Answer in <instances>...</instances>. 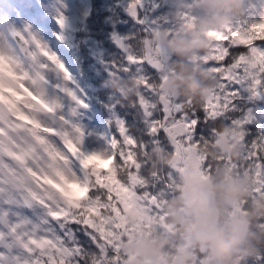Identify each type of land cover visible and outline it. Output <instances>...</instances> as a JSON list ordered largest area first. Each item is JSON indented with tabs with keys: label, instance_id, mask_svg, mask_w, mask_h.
Wrapping results in <instances>:
<instances>
[{
	"label": "snow or ice",
	"instance_id": "6c2138e0",
	"mask_svg": "<svg viewBox=\"0 0 264 264\" xmlns=\"http://www.w3.org/2000/svg\"><path fill=\"white\" fill-rule=\"evenodd\" d=\"M139 3H130L133 15ZM210 38L202 65L214 85L199 105L157 93L159 69L128 55L129 63L151 73L136 75L143 81L133 103L140 121L133 132L117 119L104 151L84 149L80 128L47 91L41 70L48 65L40 58L63 71L55 54L33 36L36 51L25 52V65L0 43V264H122L118 241L126 217L155 212L177 175L195 183L210 171L198 149L221 126L239 141L238 164L264 193V0H245L244 15ZM156 148L172 157L162 169L148 159ZM255 260L264 264V254Z\"/></svg>",
	"mask_w": 264,
	"mask_h": 264
},
{
	"label": "trees",
	"instance_id": "16d2710c",
	"mask_svg": "<svg viewBox=\"0 0 264 264\" xmlns=\"http://www.w3.org/2000/svg\"><path fill=\"white\" fill-rule=\"evenodd\" d=\"M124 1L125 0H88V13L83 16L84 18L82 20H77V22L76 20L67 19L72 20V24L69 22H67L69 24H66L67 20L63 21L64 27L67 28L68 32L66 38L71 41V43H69L70 51L77 56L76 60L79 69H81L82 76H84L83 82H86L84 85L87 86L88 84L92 87V89L87 90L89 96L86 97L88 99L86 104L90 106L91 113L94 112L103 122H109V127L107 129L109 130V134L112 132L114 135L116 134L115 121L117 119L122 120L126 126L132 128L133 132H135L136 128L134 125L137 124V121H140V112L133 106L134 100L129 101L128 97L133 93H135L136 97L141 96V85L143 81L136 75H151V73L145 72L142 65H133L129 63L127 61L128 55L142 57L146 61H148L147 54L150 52L152 59L160 55L151 49L152 45H146V41L144 40L150 39L151 44H153V38H155V34L154 36L152 35L154 33L152 25L150 23H141V20L138 19L142 18L145 9L141 8L138 16L128 15L125 13V10H123L122 3H124ZM81 12L82 11H77V18L82 16L83 13ZM199 17V15H191L187 17L186 23L181 21H164L159 29L166 34L167 40L173 43L174 38L180 34L194 32L197 29ZM186 24L189 29H185L181 26ZM213 33L216 32L208 31L205 33L209 41H212L210 37ZM95 41L98 43L97 48L93 46ZM148 47L151 49L149 50L150 52L146 50ZM126 48H129L131 51L128 53ZM95 49L98 50L96 54L94 53L96 51ZM96 56H99V58L103 57L104 62L109 61L112 72H109L108 67H102L103 64L100 63V61H96ZM202 59V54L190 56L189 58H181L173 51L170 58L172 63L169 72L171 76L176 75L180 68L185 66L195 70L202 65ZM125 67H127L129 71H123ZM99 68H101V74ZM113 73L114 76H112ZM160 84L154 86L155 91ZM157 93L161 94L160 92ZM161 95L163 96V94ZM164 97L176 100L175 97L169 96L168 94ZM221 128H224V131H221ZM229 130V128L221 126L217 129L211 140L206 141L198 149L201 156L207 157L208 163L211 165V170L205 169L204 172L209 179L213 180L215 199L217 200L218 211H220L219 217L223 216L227 220L229 213L233 210H240L246 221V229L251 227L253 232L264 233V216H257L252 225L247 224V217L249 216L248 209L250 207H259L261 203H264V193L259 191V187L258 189L250 187L248 189L249 195L247 198L235 201L226 200L217 191L220 185L228 183L233 178L237 177H244L250 183L258 185L256 177L250 170L242 163L238 164V162L242 160V147L238 156L234 157L231 154L233 143L240 144L233 132L230 130L232 133L231 143L229 142V136L227 137L225 145L218 142V138L223 135V133L228 135ZM83 147L85 150L91 151L88 145L85 144ZM148 159L151 161L154 169H162L172 162L170 154L159 148L154 149L148 154ZM107 168L108 164L103 163L101 170L106 171ZM178 177L180 179L179 175L175 178ZM180 181L182 182V180ZM179 187L180 184L177 185V181L173 180L167 195L159 198V201L167 205L166 213H168V215L166 223L170 224L172 229L176 228L174 225L177 226L173 224L172 217L179 214L178 211L174 213L173 209L174 207H178L182 199L184 201L182 191ZM165 198L168 201H166ZM157 231L159 232L156 235L161 239V242L165 239L168 240V242H166L167 240L165 241V245L161 244V246H164L163 250L167 249L169 252L172 250L171 246H174L173 243L176 241L179 243L183 235L180 229H175L173 232H170L165 227L162 229L161 226H157ZM119 243L118 241V255L120 258L123 257L124 260H127L128 253L125 252L124 248L119 247ZM198 249L199 248L195 245L192 247L193 251L195 250L199 253ZM257 252H259V254H256ZM257 252L243 256L241 261L248 264H256V257L260 254H264V249ZM197 257L199 256L192 255L193 260L198 259Z\"/></svg>",
	"mask_w": 264,
	"mask_h": 264
},
{
	"label": "rangeland",
	"instance_id": "374dc122",
	"mask_svg": "<svg viewBox=\"0 0 264 264\" xmlns=\"http://www.w3.org/2000/svg\"><path fill=\"white\" fill-rule=\"evenodd\" d=\"M131 2L132 0H125L122 4L125 13L132 16V11L129 9ZM198 3L199 0H140V3L135 8L136 15L134 16L140 14L141 8L145 9L142 18L138 19L141 20V23H150L154 31L152 35L154 36L155 34L153 44H151L150 39L144 40L146 41V45H152L151 49H153L155 53L160 54L156 56L157 58L152 59L150 56L151 52L149 51L151 49L149 47L146 49L147 52H150L147 54L149 63L159 69L161 77V81L159 83H154L153 88L156 84L161 83L158 85L156 92H160L163 96L167 95L165 86L171 76L169 69L172 63L170 58L173 53L174 43L167 40L166 34L159 28L164 21H181L186 23L185 17L187 19V17L191 15L200 16L201 13ZM88 4V0H0V43L11 48L25 65H28L30 60L29 57L23 54L22 47L16 42L13 36L15 31L28 40L30 51H36L35 45L31 42V37L34 36L48 51L55 54L59 63L63 65V71L57 69L55 65L47 61L45 57L40 58L41 63L48 65L47 68L41 70L47 81V91L50 95L59 97L62 105L61 111L65 113L72 124L80 128L83 134V145H88L91 151H104L108 149L114 134L112 132L109 134V130L107 129L109 127V122H103L94 112L91 113L90 106L86 104L88 102L86 97L89 96L87 90L92 89V87L88 84L87 86L84 85L86 82H83L84 76H82V71L79 69L76 60L77 56L70 51L69 43H71V41L66 38L68 35L67 28L64 27V24L60 23L61 19H63V21L67 19L76 21L82 20L84 18L83 16L88 13ZM77 9L83 13L80 18L76 17V15H78L77 12H75ZM72 20H67L66 24L71 23ZM181 26L185 29H189L187 28V24ZM93 46L97 48L98 43L95 41ZM95 50L94 53H98V50ZM126 50L128 53L131 51L129 48H126ZM162 53H166L167 58H165ZM103 60V57L99 58V56H96V61H100V63L103 64L102 67L106 66L109 72H112L109 61L104 62ZM99 72L100 74L102 73L101 68H99ZM65 73L68 79H65ZM112 76H114V73ZM63 89L71 91L76 99L73 100ZM13 119L16 118L13 117ZM227 137L228 135L223 133V135L218 138V142L225 145ZM179 176L180 179L178 177L174 180L177 181V185L180 184L179 189L181 190L184 181L182 180V175ZM180 180H182V182ZM210 180L213 181L212 179ZM250 185L256 189L259 187L253 183H250ZM165 200L168 201L166 198ZM166 209L167 205L158 200V208L155 212H146L142 218L136 216L126 217L125 223L127 225V230L123 233V238L119 240V247L125 249V252L128 253V258L124 260L123 257H121L120 260L122 264H134L136 255L144 249L145 245L161 242V239L156 235L159 232L157 231V226H161L162 229L165 227L170 232L179 229V225H174L176 228L172 229L171 225L166 223L168 215ZM186 209L190 208L186 206L185 201L182 199L178 207H174L173 212L177 213L178 211L180 215H183ZM227 221L237 222L240 230H247L246 221L240 210H233L229 213ZM181 233L183 235L181 236L180 242H174V246H171L172 250L170 252L167 249L163 250L164 246L159 248L156 264H176L175 253L177 247L181 244H188L190 239H194L186 237L183 232ZM166 240L167 239L163 240L164 243L162 242V245L168 242V240ZM193 246L194 245L191 246V252L195 253H191L190 264H206V252L200 249H198L199 253L195 250L193 251ZM256 254H259V252ZM192 255H198L199 257L193 260ZM241 258L242 257L238 256L235 264H248L242 262Z\"/></svg>",
	"mask_w": 264,
	"mask_h": 264
},
{
	"label": "clouds",
	"instance_id": "9594fccd",
	"mask_svg": "<svg viewBox=\"0 0 264 264\" xmlns=\"http://www.w3.org/2000/svg\"><path fill=\"white\" fill-rule=\"evenodd\" d=\"M200 17L197 29L191 33H182L174 38L173 51L178 57L189 58L195 54H207L212 41L205 35L208 31H225L235 20L244 15L245 0H199ZM214 85L212 74L203 65L195 70L181 67L176 75L170 76L165 91L169 96L180 101H192L199 105L206 99L207 90ZM136 98L131 94L129 101ZM224 131V128L220 129ZM231 143L232 133L228 132ZM241 152V145L233 143L231 154L236 157ZM250 182L244 177L233 178L217 188L220 195L228 201L245 199L249 195ZM247 224L252 225L257 216H264V203L259 207H250ZM173 224L190 239L188 244H181L175 253L176 264H190L191 246L195 245L206 252V264H235L238 256L243 257L264 249V233L239 229L237 222H229L225 217L217 218L215 224L201 216L194 209H186L183 215L172 217ZM162 242L149 243L136 255L134 264H156L158 250Z\"/></svg>",
	"mask_w": 264,
	"mask_h": 264
},
{
	"label": "water",
	"instance_id": "95a60500",
	"mask_svg": "<svg viewBox=\"0 0 264 264\" xmlns=\"http://www.w3.org/2000/svg\"><path fill=\"white\" fill-rule=\"evenodd\" d=\"M15 33L17 32L15 31ZM14 36L20 46L23 47L24 54L30 51L29 43L25 44L19 37ZM182 179L184 180L181 189L182 197L187 207L194 209L197 214L208 218L211 223L215 224L220 211H218L212 181L206 176L204 171L200 179L195 183L187 175H182Z\"/></svg>",
	"mask_w": 264,
	"mask_h": 264
}]
</instances>
